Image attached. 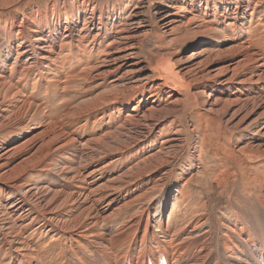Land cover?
<instances>
[{
	"label": "bare ground",
	"instance_id": "bare-ground-1",
	"mask_svg": "<svg viewBox=\"0 0 264 264\" xmlns=\"http://www.w3.org/2000/svg\"><path fill=\"white\" fill-rule=\"evenodd\" d=\"M263 32L264 0H0V264H264ZM27 75L97 90L60 122L123 121L78 141ZM190 184L209 199L176 213Z\"/></svg>",
	"mask_w": 264,
	"mask_h": 264
},
{
	"label": "rangeland",
	"instance_id": "rangeland-1",
	"mask_svg": "<svg viewBox=\"0 0 264 264\" xmlns=\"http://www.w3.org/2000/svg\"><path fill=\"white\" fill-rule=\"evenodd\" d=\"M261 34L259 30L255 29L253 31V35L257 36ZM264 32L261 36V39L259 41H255L253 43V45L260 50H264ZM156 44V43H155ZM159 52V51H158ZM156 50H154L153 48V43L148 42L145 45L144 48V56L146 57L147 60H150L153 56L151 55L154 53H158ZM160 56L157 54V60L158 57ZM19 64L16 65V67L13 70V74L14 77H16L15 79L18 80L17 76H18V69ZM22 67V66H21ZM17 68V69H16ZM21 69V68H20ZM26 78V79H25ZM25 78H23L21 80V85L23 87V90L25 91V93H27V95L30 96V99H33L34 101H36L37 103H39L43 108L44 111H46V113L48 114L47 117H49L52 122H54L55 124H62L64 122V128L67 131H72V134L74 137H76L78 139V141L83 142L84 140L88 139V138H95L98 137L99 135L109 131V130H113L114 128H116V126H118L120 124V122L123 121V116L120 114V110L121 107L124 106L122 103V101H119L118 103H112V104H108L105 106H101L99 108L96 109H85L84 113L81 114L80 116L77 117H72L68 120L65 119V121L60 122L62 117L68 112V107H72L75 106L77 103H79L81 100L86 99L88 97H90L91 95H94L97 90L94 89L92 91H85V85L83 82H78V81H74L72 83L73 89L71 90H66L65 93L63 95H60L59 92L56 88L52 87V86H42L40 84V81L38 80L36 83L32 82V77L30 75H27ZM121 102V103H120ZM116 108V109H115ZM118 108V110H117ZM120 108V109H119ZM119 112V113H118ZM119 115V116H118ZM120 119V120H119ZM215 126H218V124H215ZM221 126V125H220ZM219 126V127H220ZM220 128H223L222 126ZM187 134V133H185ZM221 137L224 135H220ZM224 137H228L227 135H225ZM218 140V139H217ZM216 140V141H217ZM209 143V142H207ZM136 154V153H133ZM203 159L206 160H213L214 162L211 161L213 167L210 169V171H206L207 174L212 173L213 171H217L220 167L219 164L220 163L218 161L217 158H210L209 153H203ZM129 157V156H128ZM126 164H132L135 163V159L134 158H127L126 157ZM201 162V161H200ZM125 164V163H124ZM201 166H205L204 162L201 164ZM120 167V164L116 163L114 165H112V168H118ZM263 171H262V170ZM247 171V175H252L255 172L258 174H261L264 177V167L262 166V164H251L250 168L245 169ZM260 171V173L258 171ZM42 174V173H41ZM247 179H243V177H240L237 180V191L239 193L240 196L246 197L245 195V191H244V187L249 186ZM188 191L189 194L185 197L182 198L180 197L175 206V212L179 213L180 209L184 207V203H186V201H190V206H188L189 208H191L195 203H200L203 202L205 200L208 201V196L205 194L204 189L199 186V185H194V184H190V185H186L185 187ZM258 188L259 185H257L256 187L249 188L251 191V196H247L248 199L251 201L252 199L254 200V195L258 194ZM236 197V194L235 196ZM238 199H242V197H237ZM256 200H254V203H251V205H255ZM56 246V245H55ZM52 246L50 248L45 249L43 252L46 254L48 253V251L51 253L48 256L45 255V259L46 261H51L53 260V257L56 256L57 254V247ZM54 254V255H53ZM53 255V257H52ZM0 261L2 262V259L0 258Z\"/></svg>",
	"mask_w": 264,
	"mask_h": 264
}]
</instances>
